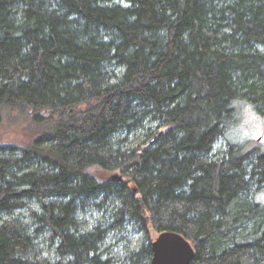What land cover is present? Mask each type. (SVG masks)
<instances>
[{"label":"trees","instance_id":"obj_1","mask_svg":"<svg viewBox=\"0 0 264 264\" xmlns=\"http://www.w3.org/2000/svg\"><path fill=\"white\" fill-rule=\"evenodd\" d=\"M245 106L264 0H0V264H264Z\"/></svg>","mask_w":264,"mask_h":264},{"label":"water","instance_id":"obj_2","mask_svg":"<svg viewBox=\"0 0 264 264\" xmlns=\"http://www.w3.org/2000/svg\"><path fill=\"white\" fill-rule=\"evenodd\" d=\"M112 178L121 180L117 175ZM150 264H190L194 257V249L182 235L164 231L151 243Z\"/></svg>","mask_w":264,"mask_h":264},{"label":"rangeland","instance_id":"obj_3","mask_svg":"<svg viewBox=\"0 0 264 264\" xmlns=\"http://www.w3.org/2000/svg\"><path fill=\"white\" fill-rule=\"evenodd\" d=\"M14 133L11 132L10 135ZM239 135L242 139L249 142V147H254L260 151H264V113L260 114L249 106L241 108L239 113ZM0 142L8 139L7 135L0 132ZM224 141L221 140L216 145V151L220 152L224 149ZM258 201L264 202V186L257 192ZM157 235H153V239Z\"/></svg>","mask_w":264,"mask_h":264}]
</instances>
